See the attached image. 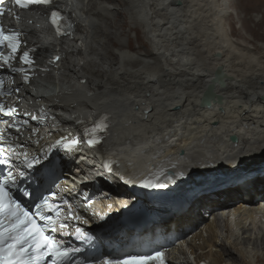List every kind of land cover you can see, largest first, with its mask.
<instances>
[{"label": "bare ground", "instance_id": "1", "mask_svg": "<svg viewBox=\"0 0 264 264\" xmlns=\"http://www.w3.org/2000/svg\"><path fill=\"white\" fill-rule=\"evenodd\" d=\"M229 1H70L58 6L74 28L62 38L43 33L38 16L18 17L25 47L35 51L30 68L6 76L16 91L11 101L25 113L8 117L18 126L13 161L18 170L28 158L34 169L54 157L68 178L63 187L77 186L80 196H69L73 217L81 218L70 223L92 231L106 254L163 236L177 238L174 253L186 242L194 264H264V229L253 232L264 227V169L193 190L181 180L166 191L154 187L152 196L137 184L167 186L170 173L182 179L193 167L227 170L264 158V45L233 36ZM254 34L264 39V32ZM217 67L224 74L213 85L220 102L201 106ZM35 74H47L45 83L25 82ZM24 95L32 103H21ZM101 116L108 127L98 149H58L61 134L83 132ZM102 157L117 171H104ZM226 211L235 218L219 225L217 215Z\"/></svg>", "mask_w": 264, "mask_h": 264}, {"label": "snow or ice", "instance_id": "2", "mask_svg": "<svg viewBox=\"0 0 264 264\" xmlns=\"http://www.w3.org/2000/svg\"><path fill=\"white\" fill-rule=\"evenodd\" d=\"M14 2L23 9L28 8L30 5L48 6L54 0H14ZM3 3L4 0H0V5ZM3 14L4 10L0 8V16ZM49 19L58 36L70 34L72 25L70 23L66 24L69 17L63 14L61 10H52ZM20 35L21 32L17 30H6L0 25V46L6 45L8 49L6 55L0 53V61L3 64L8 65L16 59L18 50L21 47ZM34 51L35 49L23 51L22 55H19L21 64L30 68L34 64V59L31 55ZM55 59L58 60L59 57H55ZM13 70L15 71L16 69ZM19 71L23 72L25 69L22 67ZM24 80L27 82L28 77L25 76ZM2 85L3 81H0V87ZM14 111V108H10L6 114L10 115ZM0 112H4L3 105H0ZM33 119H36V117H33ZM106 121L107 117L101 116L90 127L84 128L82 138L69 135L62 137L56 143L61 145L68 153L78 151L81 143H87L90 148L94 147L101 142L102 136L100 134L104 133L108 127ZM0 163H5V161L0 160ZM108 170L111 171V168L109 167ZM120 179L123 180L124 178L120 177ZM168 179L171 180V177L169 176ZM127 182L125 181V183ZM9 183H16V178L11 172H9L8 177L4 181H0V264H45L46 258L51 259V264H67L73 252L78 251V249L67 248L56 240L54 236L46 235V231L55 233L58 229L53 218L44 216L41 209L46 208L52 211L53 206L48 203L47 199L36 205V216L45 221L44 226H38L33 215L21 208L12 199L6 187ZM141 183L144 187L165 186L152 180H144ZM23 195L28 196L29 193L23 191ZM56 216L57 218L60 216L58 210L56 211ZM69 217L76 220L81 219L79 216L73 217L70 211ZM67 227V224L61 222L59 231L63 232ZM75 232L77 238H80L81 229L77 227ZM103 264H165V258L164 252L154 251L146 255H128L114 262L106 260Z\"/></svg>", "mask_w": 264, "mask_h": 264}, {"label": "water", "instance_id": "3", "mask_svg": "<svg viewBox=\"0 0 264 264\" xmlns=\"http://www.w3.org/2000/svg\"><path fill=\"white\" fill-rule=\"evenodd\" d=\"M224 77L223 71L220 67H217L212 81L211 83L206 87V90L203 93V97L201 99V104L202 105H210L211 102H220V98L214 94L213 92V85L215 82L218 83H222V79ZM229 140L231 142L235 141V137L234 136H230ZM256 161V162H255ZM255 161H239V163H231V166L225 167L227 168V170L223 169L222 166H215L212 169L209 170H200L202 172L199 171H195L194 173L197 175L194 178H187L189 176L192 175V173L190 174H184L183 178L181 180H185L182 181L184 184V187H187L188 189H197L200 187H203L204 185H216L222 182H227L230 181L232 178H235L236 176H239L241 174H248L251 173V171H259V170H263L264 169V163H262V161L259 160H255ZM259 161V162H257ZM261 162V163H260ZM247 163V164H246ZM242 165H244L243 168H240ZM233 171H229V169H231ZM140 180H137V182ZM173 186H178L173 185Z\"/></svg>", "mask_w": 264, "mask_h": 264}, {"label": "rangeland", "instance_id": "4", "mask_svg": "<svg viewBox=\"0 0 264 264\" xmlns=\"http://www.w3.org/2000/svg\"><path fill=\"white\" fill-rule=\"evenodd\" d=\"M229 4V7H231L233 12L235 13L233 14V18L235 19L232 21L235 27L233 36L238 38L239 36L245 35L252 39L251 45H253L254 43L264 45V39H261L259 38V36L254 34L255 31H258L260 33L264 32V0H230ZM256 23H261V25L257 26ZM259 161H262V163H264V158L260 159ZM242 167H244V165H242L240 168ZM196 170L202 172L193 167V169L191 168L189 171V173H192V175L187 178H194L197 175V173H194ZM229 171H233L232 168L229 169ZM178 175L179 174L172 176V179H177L176 182L181 181V178H176ZM138 178L141 179V177ZM260 231H262V229L258 227H254L253 229V232L255 233H258ZM229 263H231V261ZM231 264H233V262Z\"/></svg>", "mask_w": 264, "mask_h": 264}]
</instances>
